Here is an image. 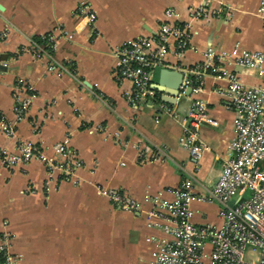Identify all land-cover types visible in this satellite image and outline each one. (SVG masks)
Instances as JSON below:
<instances>
[{
  "label": "crops",
  "instance_id": "obj_1",
  "mask_svg": "<svg viewBox=\"0 0 264 264\" xmlns=\"http://www.w3.org/2000/svg\"><path fill=\"white\" fill-rule=\"evenodd\" d=\"M82 3L94 18L81 11ZM263 3L0 0V255L15 264H148L151 237L162 236L154 225L160 217L150 214L152 199L172 198L189 175L196 191L208 193L236 132L227 82L210 69L201 75L192 69L204 64L203 51H213L223 55L221 67L259 84V68L239 63V56L264 54ZM168 8L176 14L166 15ZM168 21L189 32L190 47L177 50L169 42L167 67L189 76L190 85H182L174 101L160 90L153 101L130 99L132 83L119 77L117 50L132 39L157 37ZM163 81L167 87L174 79ZM195 84L201 91L186 93ZM28 95L31 103L19 120L16 109ZM196 100L215 120L197 127L207 146L198 161L180 142ZM25 141L54 163L64 143L80 165L72 174L39 157L9 165L3 155ZM110 191L135 206L112 200ZM193 206L196 223L220 222L216 200Z\"/></svg>",
  "mask_w": 264,
  "mask_h": 264
},
{
  "label": "built area",
  "instance_id": "obj_2",
  "mask_svg": "<svg viewBox=\"0 0 264 264\" xmlns=\"http://www.w3.org/2000/svg\"><path fill=\"white\" fill-rule=\"evenodd\" d=\"M79 7L91 18L95 17L85 3ZM260 11L264 15V3ZM196 13L199 11H191L192 15ZM174 14V8L166 10V15ZM186 28L177 22H164L157 37L132 39L117 50L119 77L132 83L130 99L153 101L157 97L158 89L152 84L153 68L156 65L167 67L171 49L169 42L175 41L177 50L191 46ZM203 55L204 64L192 70L201 75L210 69L217 78L227 82V92L237 110L236 132L228 143V155L222 171L208 193L196 191L194 177L189 175L172 189V198L156 196L152 199L150 214L160 217L161 221L154 225L160 227L162 236L151 237L154 247L148 264H264V68L261 67L264 54L244 51L239 56V63L259 68L262 80L254 85L244 83L238 74L221 67L219 60L224 58L223 55L215 57L213 51H203ZM190 81L187 76L183 78L182 85L186 87ZM191 88L194 92L201 91L200 84ZM30 103V95L20 100L16 109L19 120L24 119ZM188 116L190 123L184 127L180 142L198 161L207 146L200 139L197 127L201 121L215 123V120L208 115L201 100H196L188 109ZM9 131L15 132L11 127ZM56 149L59 155L57 163L31 141L22 142L16 152L6 153L3 159L13 166L39 157L47 161L53 170L74 173L80 165L75 154L70 153L64 143L57 145ZM108 194L126 208L135 206L117 192L110 191ZM212 199L219 204L220 222L196 223L193 203ZM5 255V264H15L11 256Z\"/></svg>",
  "mask_w": 264,
  "mask_h": 264
},
{
  "label": "water",
  "instance_id": "obj_3",
  "mask_svg": "<svg viewBox=\"0 0 264 264\" xmlns=\"http://www.w3.org/2000/svg\"><path fill=\"white\" fill-rule=\"evenodd\" d=\"M171 77L174 79L170 85L164 86L163 79ZM184 75L182 72L176 71L166 66L156 65L152 71L153 86L166 94V100L174 101L180 94ZM191 91V87H187L186 93Z\"/></svg>",
  "mask_w": 264,
  "mask_h": 264
},
{
  "label": "trees",
  "instance_id": "obj_4",
  "mask_svg": "<svg viewBox=\"0 0 264 264\" xmlns=\"http://www.w3.org/2000/svg\"><path fill=\"white\" fill-rule=\"evenodd\" d=\"M0 256H1V258H0V264H5L6 255L3 253Z\"/></svg>",
  "mask_w": 264,
  "mask_h": 264
}]
</instances>
